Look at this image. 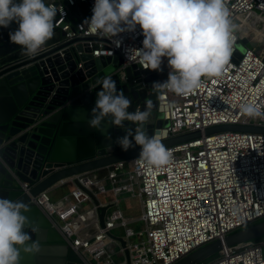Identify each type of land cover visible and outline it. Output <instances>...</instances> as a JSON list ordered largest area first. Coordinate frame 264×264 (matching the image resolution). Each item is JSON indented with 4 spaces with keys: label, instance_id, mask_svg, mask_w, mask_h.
<instances>
[{
    "label": "built area",
    "instance_id": "obj_1",
    "mask_svg": "<svg viewBox=\"0 0 264 264\" xmlns=\"http://www.w3.org/2000/svg\"><path fill=\"white\" fill-rule=\"evenodd\" d=\"M52 3L58 8L54 29L65 39H90L93 58L118 57L123 69L147 70L135 51L131 54L142 47L139 26L113 38L103 36L93 33L85 21L92 15L94 0ZM224 4L233 25L229 59L218 74L202 77L200 86L191 91L182 95L158 91L155 112L168 125L154 129L153 138L161 141L218 125L264 128V39L257 36V31L264 33V0H224ZM78 5L83 8L81 16L76 14ZM243 31L248 37L241 36ZM243 38L249 40L235 64L232 57ZM113 39L120 41L119 47ZM251 41L262 44L259 54L250 47ZM156 72L157 82L167 79V58ZM247 104H254L261 115L243 111ZM167 150V162L153 164L141 157L119 162L90 173L86 182L79 179L85 190L68 179L42 192L34 203L57 222L64 239L88 264H127L124 249L108 234L125 241L129 264H174L214 240L264 220L263 134L222 132ZM66 184L74 189L52 201ZM88 193L106 209L103 229ZM122 194L141 206L142 239L130 226L137 220L123 216ZM121 228L122 235L113 234ZM203 264H264V238L227 249Z\"/></svg>",
    "mask_w": 264,
    "mask_h": 264
},
{
    "label": "water",
    "instance_id": "obj_2",
    "mask_svg": "<svg viewBox=\"0 0 264 264\" xmlns=\"http://www.w3.org/2000/svg\"><path fill=\"white\" fill-rule=\"evenodd\" d=\"M55 22V21H54ZM13 27H0V197L23 200L29 206L30 240L39 242L37 252L22 249L19 264H88L82 255L64 239L59 225L34 200L57 183L71 179L79 189L88 175L110 165L139 157L140 146L121 150L116 138L125 134L124 128L107 119L102 127L111 136L85 126L97 99L96 93L104 76H111L119 91L131 101L129 111L143 110L152 100L151 116L145 131L152 137L154 129L168 125L156 114L158 92L156 70L137 71L136 66L122 67L118 57L93 58L95 46L90 39H65L63 32L54 35L35 54H25L22 47L9 40ZM248 38L236 44L232 62L237 63L245 52ZM260 53L262 44L249 43ZM259 46V47H257ZM143 76V78H141ZM145 85V86H144ZM134 128L132 122H124ZM91 133L90 143H76L70 136ZM222 132L263 134L264 128L247 125H218L203 131L190 132L161 140L166 147L206 138ZM80 179V181H79ZM26 186V187H25ZM96 207L100 228H104L106 209ZM38 224L32 232L30 225ZM108 236L124 249L126 263L129 252L121 237ZM264 238V220L230 233L206 244L174 264H203L232 247Z\"/></svg>",
    "mask_w": 264,
    "mask_h": 264
},
{
    "label": "clouds",
    "instance_id": "obj_3",
    "mask_svg": "<svg viewBox=\"0 0 264 264\" xmlns=\"http://www.w3.org/2000/svg\"><path fill=\"white\" fill-rule=\"evenodd\" d=\"M58 8L52 0H0V27L15 23L9 31L10 42L22 47L25 54H35L54 35ZM93 33L116 37L139 26L142 47L136 58L146 69L160 70L163 58L169 68L167 79L153 82L152 88L182 95L197 88L202 77L218 74L229 59L233 25L224 0H94L92 15L85 19ZM119 47L120 41L113 39ZM101 89L90 111L88 126L111 136L102 127L107 119L124 128L125 134L116 138L121 150L140 146L139 157L153 164L167 162L170 153L159 139L147 134L145 125L151 116L152 100L143 110L129 111L131 101L116 87L111 76H104ZM249 115H261L254 104L243 106ZM132 122L134 128L124 123ZM29 206L23 200L0 197V264H19L21 249L35 253L39 242L32 241L24 213ZM39 230L38 224L30 225Z\"/></svg>",
    "mask_w": 264,
    "mask_h": 264
},
{
    "label": "rangeland",
    "instance_id": "obj_4",
    "mask_svg": "<svg viewBox=\"0 0 264 264\" xmlns=\"http://www.w3.org/2000/svg\"><path fill=\"white\" fill-rule=\"evenodd\" d=\"M103 199L106 200L105 196ZM119 200H120V207L122 209L123 216L129 220L131 219L137 220L135 223H132L130 226L134 230V233L139 237V239H142L145 228H144L143 222L138 220V218L141 215V206L137 204L136 202H133L132 198L126 194L120 195ZM123 232L124 230L121 228L118 231L115 230L113 234L119 236V235H122ZM119 260L120 259H117V260L115 259L117 263L122 261V260L120 261Z\"/></svg>",
    "mask_w": 264,
    "mask_h": 264
},
{
    "label": "crops",
    "instance_id": "obj_5",
    "mask_svg": "<svg viewBox=\"0 0 264 264\" xmlns=\"http://www.w3.org/2000/svg\"><path fill=\"white\" fill-rule=\"evenodd\" d=\"M55 4H58L61 0H52ZM76 14H81L83 13V8L81 6H77V9H76ZM9 26L13 27V29H15L17 27V25L15 23H11ZM88 120H86L84 122L85 126H88V123H87ZM70 136L69 138H71L73 141H75L76 143L78 142V140L80 141V143H90V139H91V133H75V134H72V135H68ZM74 189V186L71 185V184H66L64 186H62L61 188H58L57 189V195L52 198V201H56V200H59L61 198H63L64 196L68 195L70 193V191Z\"/></svg>",
    "mask_w": 264,
    "mask_h": 264
},
{
    "label": "bare ground",
    "instance_id": "obj_6",
    "mask_svg": "<svg viewBox=\"0 0 264 264\" xmlns=\"http://www.w3.org/2000/svg\"><path fill=\"white\" fill-rule=\"evenodd\" d=\"M242 34H243V35H241V36L248 37V32L243 31ZM257 34H258L257 36H259L260 38L264 39V33L261 34L260 31H257ZM250 37H251V36H250Z\"/></svg>",
    "mask_w": 264,
    "mask_h": 264
}]
</instances>
